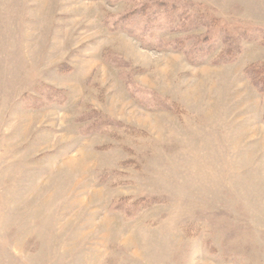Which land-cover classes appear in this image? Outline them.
<instances>
[{
	"label": "rangeland",
	"instance_id": "374dc122",
	"mask_svg": "<svg viewBox=\"0 0 264 264\" xmlns=\"http://www.w3.org/2000/svg\"><path fill=\"white\" fill-rule=\"evenodd\" d=\"M0 264H264V0H0Z\"/></svg>",
	"mask_w": 264,
	"mask_h": 264
}]
</instances>
